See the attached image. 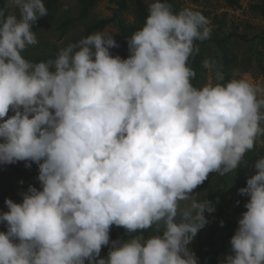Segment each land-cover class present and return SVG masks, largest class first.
<instances>
[{
	"label": "clouds",
	"instance_id": "9594fccd",
	"mask_svg": "<svg viewBox=\"0 0 264 264\" xmlns=\"http://www.w3.org/2000/svg\"><path fill=\"white\" fill-rule=\"evenodd\" d=\"M12 3L19 15L0 10V164L35 162L40 190L5 199L0 264H199L188 245L215 209L191 193L209 173L236 170L264 135V89L247 74L192 85L188 59L211 29L191 8L150 3L126 59L110 53L119 45L104 31L32 63L21 53L48 11L43 0ZM254 169L238 190L249 199L233 254L220 264H264V157ZM161 224L99 258L111 226L133 234Z\"/></svg>",
	"mask_w": 264,
	"mask_h": 264
},
{
	"label": "rangeland",
	"instance_id": "374dc122",
	"mask_svg": "<svg viewBox=\"0 0 264 264\" xmlns=\"http://www.w3.org/2000/svg\"><path fill=\"white\" fill-rule=\"evenodd\" d=\"M129 6L128 11L118 12L119 0H101L89 13L86 20L76 22L65 35H61L60 24L66 19L76 18L80 11V0H59L52 14V19L39 28L32 26V30L36 34L37 43L29 45L21 53L25 57L38 55H55L60 49L69 44L76 43L84 36V27L96 18L109 19L116 16V21L108 25L102 32L107 31L113 34L114 40L118 44L119 26L121 24L134 25L133 7L130 0H125ZM239 6L235 9L228 8L222 0H173L174 5L180 11L184 8H191L193 11L200 12L209 22L211 29L210 37L212 39L226 40L227 52L229 56H235L236 64L230 70V80L241 78L245 74L248 75L254 86L264 89V78L259 72V67L264 68V17L258 11L253 10V5L259 4L261 0H238ZM46 0H43L45 4ZM154 0H144L148 9L150 3ZM7 7L11 13L19 15L18 9L12 3V0H6ZM206 44L202 48L204 61L209 60L214 64V68L209 70L202 67V77L204 85L210 80L212 82L213 75L218 71L222 64L221 56L215 50H209ZM54 71V69H50ZM203 85V86H204ZM258 99H264V92L257 93ZM264 114V107L261 108ZM261 128H264V120L260 122ZM264 149V135H258L256 138L254 149L248 151L240 166L236 170L225 175H219L215 172L209 173L207 179L198 185L191 195L197 200H207L211 202L214 211L205 212L207 224L198 231L193 241L188 245L190 250L195 253L199 264L204 261V255L208 249L206 244V231L214 218L216 206L219 202L224 208L223 229L219 232L215 241V248L220 254V260L227 255L233 254L231 250L230 240L238 228V220L242 213L247 211L244 204L249 197L240 195L238 190L246 187V180L255 174L247 170L250 158L254 152ZM29 186L36 187L40 190V182L37 176H26L24 170L14 164H0V213L7 212L5 199H11L15 203L22 202V193L27 192ZM190 204V201H182L181 207ZM163 230V225H153L146 231L141 233L130 234L123 227L115 225L110 228V244L103 247H111L112 241H126L131 235L141 234L147 239L154 234L156 228ZM6 223H0V232H6ZM106 252H100L99 258H106Z\"/></svg>",
	"mask_w": 264,
	"mask_h": 264
},
{
	"label": "trees",
	"instance_id": "16d2710c",
	"mask_svg": "<svg viewBox=\"0 0 264 264\" xmlns=\"http://www.w3.org/2000/svg\"><path fill=\"white\" fill-rule=\"evenodd\" d=\"M59 0H46L45 7L48 11V15L39 19L36 24H34L35 28H39L44 26L52 19V12L56 7ZM101 0H80V11L79 15L76 18L66 19L60 24L61 35H65L68 30L74 26L76 22L86 20L90 11L100 2ZM228 8L235 9L239 6L238 0H222ZM162 2H166L171 5L173 12H179L176 6L174 5L173 0H162ZM130 4L133 7V19L134 25L128 24H121L119 26V36H118V45L117 48L110 49V53L113 56H120L122 59H126L129 56L128 51V44L127 38H130L132 34L141 29L145 24L146 18L148 16V9L144 3V0H130ZM118 12H126L129 9L128 4L125 0H119L118 2ZM253 10L258 11L262 17H264V0H261L259 4L253 5ZM0 10H4L5 15L10 14L11 11L7 7L6 0H0ZM116 21V16L114 15L113 18L103 19V18H96L94 21L90 22L84 27V36H89L91 34L102 32L108 25ZM264 40V37L261 38ZM199 47L198 54H193L189 57L187 66L191 68L195 72V76L191 79V83L196 88H201L204 85V79L202 74L203 67V52L202 47L206 44L209 45V50H215L221 56L222 64L219 67L218 71L222 72L224 75V81H217L215 79V74L212 78V83H226L230 81V70L236 64L235 56H229L226 40L218 39L214 37L212 39H206L204 41H195L194 42ZM56 58L55 55H38V56H31L25 57V59L32 63H38L41 61H49L54 60ZM217 72V71H216ZM259 72L264 78V68L259 67ZM13 115L10 111L8 116ZM2 142V141H0ZM255 146V145H254ZM254 149V148H253ZM260 157H264V149L259 152H254L253 156L250 158L249 165H247L246 169L252 171L254 173V165L257 159ZM22 170H24L26 176H38V165L35 162L31 161H18L16 162ZM26 164H30V167H26ZM223 215H224V208L221 202H219L216 206V211L214 214V218L210 223L207 231H206V244L208 249L204 255V261L202 264H220V254L215 248V241L216 237L219 232L223 229ZM109 247H102L101 252L108 253Z\"/></svg>",
	"mask_w": 264,
	"mask_h": 264
}]
</instances>
